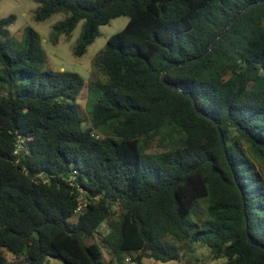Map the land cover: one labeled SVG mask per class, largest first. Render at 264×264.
Here are the masks:
<instances>
[{
    "label": "trees",
    "instance_id": "16d2710c",
    "mask_svg": "<svg viewBox=\"0 0 264 264\" xmlns=\"http://www.w3.org/2000/svg\"><path fill=\"white\" fill-rule=\"evenodd\" d=\"M258 1L40 0L37 21L68 13L54 26L55 40L85 20L76 55L86 53L101 25L129 18L94 60L106 81H97L102 93L90 126L75 103L82 77L45 69L32 27L21 40H4L14 15L0 19V264H47L48 256L66 264L181 261L182 245L205 252L198 264H264V249L244 227L246 212L250 235L264 245ZM172 63L180 65L166 81L217 119L229 160L216 125L161 80ZM156 140L168 150L148 154ZM81 195L87 202L75 214ZM104 223L101 242H88Z\"/></svg>",
    "mask_w": 264,
    "mask_h": 264
},
{
    "label": "rangeland",
    "instance_id": "374dc122",
    "mask_svg": "<svg viewBox=\"0 0 264 264\" xmlns=\"http://www.w3.org/2000/svg\"><path fill=\"white\" fill-rule=\"evenodd\" d=\"M40 0H0V19L14 15V21L10 23L3 34V39L21 40L25 29L32 27L38 32L42 46L47 56V61L44 65L45 69L66 70L78 73L83 81L84 86L75 101L78 105L86 125H91L93 104L98 100L102 93V87L97 81L105 82L106 77L98 69L94 67V60L106 48L108 39L113 34L122 30L128 23L127 16H120L112 19L109 23L100 26V35L95 41L88 46L87 51L83 55H76L75 49L79 43L80 36L85 25V20H81L76 25L70 35H60L57 40L54 39V26L64 21L68 13L59 12L52 15L45 21H37L35 12L40 6ZM167 139V138H166ZM169 146L156 140L148 148V154H159L164 150H168ZM257 160V158H255ZM258 163V160H257ZM260 167V166H259ZM204 207V204L201 203ZM76 220V217L71 218ZM109 225L104 223L101 225L94 237H91L88 242L99 241L101 237L108 233ZM104 245V244H103ZM105 261H109L110 255L103 246ZM181 261L178 259L169 262H158L152 258H144L142 264H198L196 257H203L205 252L200 250L199 245L180 246ZM127 255V252L123 253ZM122 264H140L136 261H122ZM47 264H66L61 258L48 256ZM113 264H121L120 261L114 260ZM206 264H220V262L210 261Z\"/></svg>",
    "mask_w": 264,
    "mask_h": 264
},
{
    "label": "water",
    "instance_id": "95a60500",
    "mask_svg": "<svg viewBox=\"0 0 264 264\" xmlns=\"http://www.w3.org/2000/svg\"><path fill=\"white\" fill-rule=\"evenodd\" d=\"M261 2H264V0H260L258 2H255V3H261ZM245 11V8L239 13V15L241 13H243ZM237 15L236 17H234L231 21V23L223 30V32L211 43L210 47L208 48V50L203 53V55L207 54L209 51L212 50V48L220 41V39L222 38V36L224 35V33L227 31V29L235 22V20L237 19V17L239 16ZM203 55L201 56H198V57H194V58H191V59H188L186 63H189L193 60H196V59H199L201 58ZM180 65L179 63H172L170 64L169 66H167L166 70L162 73L161 75V80L166 84L168 85L169 87L173 88V89H176V90H179L180 92L184 93L187 97H189L192 101V104H193V107L195 108L196 110V113L201 116V117H204V118H207L208 120H210L214 125H216L217 127V130H218V133H219V136H220V142H221V146H222V149L224 151V154L226 155V158L229 160V156H228V151H227V146H226V141H225V137H224V133L219 125V122L217 121V119H215L214 117L208 115V114H205L203 111H201L198 106H197V102L195 100V98L193 97V95H191L190 93L186 92L182 87L174 84V83H170V82H167L166 81V72L171 69L172 67L174 66H178ZM245 216V219H244V227L246 229V234H247V238L251 241V243L257 247H260L262 249H264V245L256 242L255 240H253L252 236L250 235L249 233V230H248V215L244 214Z\"/></svg>",
    "mask_w": 264,
    "mask_h": 264
},
{
    "label": "built area",
    "instance_id": "2783aa9c",
    "mask_svg": "<svg viewBox=\"0 0 264 264\" xmlns=\"http://www.w3.org/2000/svg\"><path fill=\"white\" fill-rule=\"evenodd\" d=\"M86 199H84V197L81 195L80 197H79V206H78V208L75 210V212H80V211H82V209H83V207L86 205ZM127 260L129 261L130 260V258H127Z\"/></svg>",
    "mask_w": 264,
    "mask_h": 264
},
{
    "label": "clouds",
    "instance_id": "9594fccd",
    "mask_svg": "<svg viewBox=\"0 0 264 264\" xmlns=\"http://www.w3.org/2000/svg\"><path fill=\"white\" fill-rule=\"evenodd\" d=\"M78 212H75V214H77ZM130 261V260H129Z\"/></svg>",
    "mask_w": 264,
    "mask_h": 264
}]
</instances>
